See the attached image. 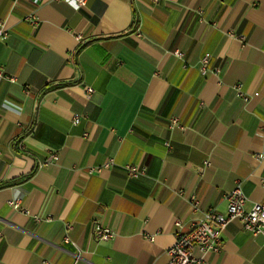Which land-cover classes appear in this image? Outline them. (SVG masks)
Returning <instances> with one entry per match:
<instances>
[{
    "label": "crops",
    "instance_id": "1",
    "mask_svg": "<svg viewBox=\"0 0 264 264\" xmlns=\"http://www.w3.org/2000/svg\"><path fill=\"white\" fill-rule=\"evenodd\" d=\"M0 21V264H165L236 181L264 204V0H0ZM193 256L264 264V236L231 221Z\"/></svg>",
    "mask_w": 264,
    "mask_h": 264
},
{
    "label": "built area",
    "instance_id": "2",
    "mask_svg": "<svg viewBox=\"0 0 264 264\" xmlns=\"http://www.w3.org/2000/svg\"><path fill=\"white\" fill-rule=\"evenodd\" d=\"M33 1L38 3L39 0ZM72 1L76 6H82L84 2V0ZM26 19L32 25L37 23V18L33 12L29 13L26 16ZM5 33L6 32L3 28V24L0 21V35H4ZM173 55L178 59L183 60V53L179 50H174ZM209 62L210 54H203V56L200 58L198 66V70L203 77L209 72L218 73L220 70L218 67L210 70L208 68ZM183 66H186V64L184 63ZM233 87L237 90L238 94L243 97L244 100H247V97L243 96L239 85L236 84ZM92 92L93 90L91 87H87L85 89L87 97H89ZM81 119V116L74 115L72 122L77 124L81 121ZM170 125L178 126L177 119H172ZM165 145L168 149L170 148L168 143H165ZM57 160L58 155L55 152H49V154L42 160L41 165L46 166ZM113 164L114 160L109 158L101 166L90 168L88 172L96 173L102 169H110ZM208 165L209 162L205 160L203 162V167ZM125 169L129 177H134L145 173V167H138L133 163L126 164ZM224 198L226 201V212L224 214L213 209H209L204 212L203 217L199 220H192L186 230H182L180 222H176V225L179 227V229L175 233L174 243L166 251L168 260L165 264H192L194 261H196L193 256L194 248H197L201 252H219L222 246V233L226 225L231 221L237 222L239 226L245 231H248L254 235L261 234L264 236L263 203H254L248 211H245L244 204L247 197L245 196L241 184L238 181H236L233 188L224 195ZM190 200L193 208H197L198 201L194 197H191ZM7 203L13 209L19 208L18 199L8 200ZM67 227L70 226L68 225ZM94 234L99 241H107L113 236L112 230L107 226H102L98 221L94 222ZM65 239L67 240V238Z\"/></svg>",
    "mask_w": 264,
    "mask_h": 264
},
{
    "label": "trees",
    "instance_id": "3",
    "mask_svg": "<svg viewBox=\"0 0 264 264\" xmlns=\"http://www.w3.org/2000/svg\"><path fill=\"white\" fill-rule=\"evenodd\" d=\"M133 25H135V21L133 22Z\"/></svg>",
    "mask_w": 264,
    "mask_h": 264
}]
</instances>
